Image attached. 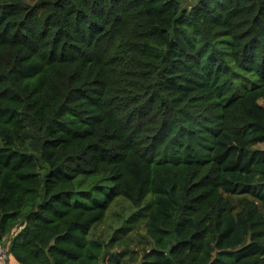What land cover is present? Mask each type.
Masks as SVG:
<instances>
[{"label":"trees","instance_id":"obj_1","mask_svg":"<svg viewBox=\"0 0 264 264\" xmlns=\"http://www.w3.org/2000/svg\"><path fill=\"white\" fill-rule=\"evenodd\" d=\"M263 144L264 0H0L8 263L264 264Z\"/></svg>","mask_w":264,"mask_h":264},{"label":"rangeland","instance_id":"obj_2","mask_svg":"<svg viewBox=\"0 0 264 264\" xmlns=\"http://www.w3.org/2000/svg\"><path fill=\"white\" fill-rule=\"evenodd\" d=\"M260 150H264V144L257 147ZM130 205L127 201L118 198L113 205L110 207L106 214L105 220L98 225L92 232L89 233L88 238L91 239H100L103 242H107L112 235L113 231L117 228L118 225L121 224L120 221L122 216L128 215V207ZM117 215V218L114 216ZM116 219V221H115ZM130 239V249L132 252H135L136 255L141 253L142 247L146 244V239L143 238V231L142 229L137 230L135 233H132L129 236ZM138 263V259L135 260Z\"/></svg>","mask_w":264,"mask_h":264},{"label":"built area","instance_id":"obj_3","mask_svg":"<svg viewBox=\"0 0 264 264\" xmlns=\"http://www.w3.org/2000/svg\"><path fill=\"white\" fill-rule=\"evenodd\" d=\"M0 264H7V252H6V249L0 248Z\"/></svg>","mask_w":264,"mask_h":264},{"label":"crops","instance_id":"obj_4","mask_svg":"<svg viewBox=\"0 0 264 264\" xmlns=\"http://www.w3.org/2000/svg\"><path fill=\"white\" fill-rule=\"evenodd\" d=\"M7 263H8V261H7ZM8 264H14V263H8Z\"/></svg>","mask_w":264,"mask_h":264}]
</instances>
